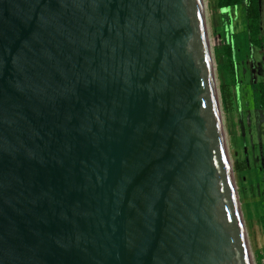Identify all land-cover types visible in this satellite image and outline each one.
<instances>
[{
  "label": "water",
  "instance_id": "95a60500",
  "mask_svg": "<svg viewBox=\"0 0 264 264\" xmlns=\"http://www.w3.org/2000/svg\"><path fill=\"white\" fill-rule=\"evenodd\" d=\"M0 264H250L200 0H0Z\"/></svg>",
  "mask_w": 264,
  "mask_h": 264
},
{
  "label": "rangeland",
  "instance_id": "374dc122",
  "mask_svg": "<svg viewBox=\"0 0 264 264\" xmlns=\"http://www.w3.org/2000/svg\"><path fill=\"white\" fill-rule=\"evenodd\" d=\"M202 1L205 36L214 61L218 119L246 248L254 264H264V0H260L256 44L250 38L246 0L230 8H222V0Z\"/></svg>",
  "mask_w": 264,
  "mask_h": 264
},
{
  "label": "trees",
  "instance_id": "16d2710c",
  "mask_svg": "<svg viewBox=\"0 0 264 264\" xmlns=\"http://www.w3.org/2000/svg\"><path fill=\"white\" fill-rule=\"evenodd\" d=\"M244 0H222V8H230L233 6H239ZM247 3V19L248 29L252 44H256L257 35L259 33V24L261 20L260 3L259 0H246ZM231 61V53H229ZM262 104L264 105V96L261 97ZM264 224V221H263Z\"/></svg>",
  "mask_w": 264,
  "mask_h": 264
},
{
  "label": "bare ground",
  "instance_id": "6f19581e",
  "mask_svg": "<svg viewBox=\"0 0 264 264\" xmlns=\"http://www.w3.org/2000/svg\"><path fill=\"white\" fill-rule=\"evenodd\" d=\"M200 3H201L202 17H203V22H204L203 23L204 24V32H205L206 31V24H205V21H204V11H206V9L204 10V6H206V4L204 5L202 0H200ZM205 40H206L207 55H208V61H209V67H210V73H211V79H212V85H213V73H214L213 62L214 61L212 60L213 56L211 55V52H210L211 48L209 49V40H208V38H206V36H205ZM213 90H214L215 102H216V107H217V113L219 114V110H220L219 109L220 108L219 107V99H218V92L216 91L215 85L213 87ZM219 116H220V114H219ZM221 135H222V140H224V132H223L222 128H221ZM225 154H226V150H225ZM231 167L232 166H230V163L228 162V171H229V175H230V179H231V183H232V187H233V192H234V197H235V202H236V206H237L239 219H240V222H241V213H240V209H239L237 189H236V186H235V183H234V180H233ZM241 225H242V223H241ZM248 257H249L250 264H254L253 261H252V256H251V254L249 252H248Z\"/></svg>",
  "mask_w": 264,
  "mask_h": 264
},
{
  "label": "flooded vegetation",
  "instance_id": "af4514ba",
  "mask_svg": "<svg viewBox=\"0 0 264 264\" xmlns=\"http://www.w3.org/2000/svg\"><path fill=\"white\" fill-rule=\"evenodd\" d=\"M259 3H260V0H259ZM261 12V11H260Z\"/></svg>",
  "mask_w": 264,
  "mask_h": 264
}]
</instances>
